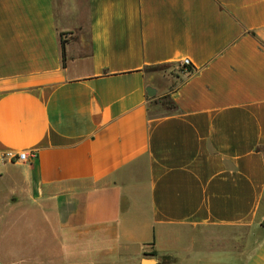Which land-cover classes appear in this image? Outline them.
Instances as JSON below:
<instances>
[{
    "label": "crops",
    "instance_id": "obj_1",
    "mask_svg": "<svg viewBox=\"0 0 264 264\" xmlns=\"http://www.w3.org/2000/svg\"><path fill=\"white\" fill-rule=\"evenodd\" d=\"M25 149L0 200L42 223L35 264H264V0H0Z\"/></svg>",
    "mask_w": 264,
    "mask_h": 264
},
{
    "label": "rangeland",
    "instance_id": "obj_2",
    "mask_svg": "<svg viewBox=\"0 0 264 264\" xmlns=\"http://www.w3.org/2000/svg\"><path fill=\"white\" fill-rule=\"evenodd\" d=\"M177 71V65H163L156 68L155 72L171 73ZM1 186H4L1 184ZM0 216L5 212V204L0 200ZM17 206V205H16ZM7 209V208H6ZM19 206L14 211L5 212L4 221L0 220V261L3 264H18L21 257L27 264H35L32 261L36 252L42 249L41 241L36 237L40 234V221L31 223L28 215L23 214ZM41 229V230H40ZM39 253H42L41 251ZM45 258V253L41 254ZM163 258H161L162 262Z\"/></svg>",
    "mask_w": 264,
    "mask_h": 264
},
{
    "label": "built area",
    "instance_id": "obj_3",
    "mask_svg": "<svg viewBox=\"0 0 264 264\" xmlns=\"http://www.w3.org/2000/svg\"><path fill=\"white\" fill-rule=\"evenodd\" d=\"M185 65H191L189 59L183 61ZM37 158L36 150H22V151H13L7 150L0 153V162L1 163H28L32 164Z\"/></svg>",
    "mask_w": 264,
    "mask_h": 264
},
{
    "label": "trees",
    "instance_id": "obj_4",
    "mask_svg": "<svg viewBox=\"0 0 264 264\" xmlns=\"http://www.w3.org/2000/svg\"><path fill=\"white\" fill-rule=\"evenodd\" d=\"M62 48H63V50H62L63 51V62L65 64L66 63V57H65V44H64V42L62 44ZM146 254L147 255L158 256V252L157 251H152V252L146 253ZM162 258H163L162 263H168V262L173 260V258L171 256H163Z\"/></svg>",
    "mask_w": 264,
    "mask_h": 264
},
{
    "label": "water",
    "instance_id": "obj_5",
    "mask_svg": "<svg viewBox=\"0 0 264 264\" xmlns=\"http://www.w3.org/2000/svg\"><path fill=\"white\" fill-rule=\"evenodd\" d=\"M147 92H148V94L150 95V96H153V95H155L156 94V89L154 88V87H152V86H148L147 87ZM145 261H147V263H144ZM154 262H153V260H144L143 261V264H153ZM0 264H3L1 261H0Z\"/></svg>",
    "mask_w": 264,
    "mask_h": 264
}]
</instances>
